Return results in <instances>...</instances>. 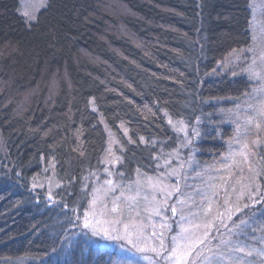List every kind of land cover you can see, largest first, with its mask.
Wrapping results in <instances>:
<instances>
[{"label":"trees","instance_id":"1","mask_svg":"<svg viewBox=\"0 0 264 264\" xmlns=\"http://www.w3.org/2000/svg\"><path fill=\"white\" fill-rule=\"evenodd\" d=\"M21 1L0 0V264H112L76 218L111 136L125 185L181 145L179 122L214 190L234 138L252 144L237 123L255 81L223 67L252 43L250 0H46L32 21ZM253 151L264 169V137ZM244 220L264 236V200Z\"/></svg>","mask_w":264,"mask_h":264},{"label":"rangeland","instance_id":"2","mask_svg":"<svg viewBox=\"0 0 264 264\" xmlns=\"http://www.w3.org/2000/svg\"><path fill=\"white\" fill-rule=\"evenodd\" d=\"M46 0H22L21 7L19 9V13L24 16L27 21H32L36 18L38 11L45 5ZM250 7L252 10V20L250 31L252 35V43L248 48L233 52L229 54L224 62L223 67L224 70L229 69L230 67L234 66L236 69H242L245 67L246 64L251 63V57L253 55L252 52H249L248 49L251 47L257 52L264 48V0H250ZM249 62V63H248ZM255 81V85L253 88L252 96H247L244 101L243 112L244 116L248 115L251 110L248 108L249 103H255L258 99L262 98L261 94L256 89L264 86V80L260 79H253ZM181 127L184 128L181 131ZM178 132L181 135L180 143L181 145L177 147L173 152L169 153L162 162L158 165L155 169L156 171L153 174L144 175V176H136L133 180L139 181L145 187V192H142L140 196H136V186L135 184L132 187L124 189V196L120 197V203L124 204L126 202L127 197H135L136 200L139 202L133 203L134 208H143L144 200L143 196L148 195L151 193V189L148 187V182L151 180L153 183L159 178L163 185L167 186L168 191L171 192V196H166L164 193H157V200L160 201V207L162 210V215L157 217L152 212H142L140 217H135L133 213L132 219L137 221H142L145 225L155 224L156 232H160V224L166 223L170 225L173 229L172 232H168L164 229V235L166 237L165 243H168V239L171 235H174L176 232L179 231V225L184 224L187 227H190L191 231L196 232L198 235H202L204 232L203 225L209 224L213 219H216L217 210L219 212H224L223 224H227L228 228H232L233 222L238 221V219H244L246 216L247 211H252L256 205L261 203L264 198L259 196L255 197L254 199H247L246 197L237 198L236 193L231 192V186L234 184L236 177H232L231 179L226 176V179L229 181H222L220 186H216L217 190H214V187H210V185H214L213 180L216 176H219L220 173H217L218 170L211 172L212 177H205L203 174H199L198 171L195 170V167H198L195 159V148H194V141L196 139V130L194 128H190L184 122H179L177 124ZM237 130V129H236ZM238 131V130H237ZM242 135L244 134L243 129H240ZM255 132H251L248 136L249 138L252 136L251 142L254 140L259 141L264 135H260L259 138L256 136L253 138ZM258 138V139H257ZM191 143H188V141ZM117 145V139L114 136H111L109 151L107 152L106 162L107 167L104 172L101 181L99 178H96L93 181V187H100L103 185L105 179H112L113 183L116 184V180H114V175L111 171L113 165L117 164L118 161V154L115 153V147ZM252 147V144L249 145ZM241 148V145H237L235 147V151L231 153H236ZM117 152V151H116ZM117 154V155H115ZM116 158V159H115ZM237 160L240 159L239 156L236 157ZM252 160V157H250ZM215 170V169H213ZM178 173L179 175H172L171 173ZM215 173V175H213ZM249 173L247 172V176ZM234 176V175H233ZM130 183V182H129ZM243 183H247L245 180ZM254 183L259 185V191L264 192V190L260 187V183L254 181ZM128 184V183H127ZM180 186V193H176L172 190L173 185ZM125 184H121L123 187ZM224 187L229 188V192L225 194ZM239 187V186H237ZM214 190L218 196L212 199L213 203V211L212 213L207 214V216L202 212L200 207H197L198 204H201V197L198 194L202 192L205 196H211V190ZM245 193H247V189H244ZM120 189H117L115 195H119ZM213 192V191H212ZM193 197L196 200V204L192 203V200L189 197ZM231 197L229 203L225 204L223 207L220 206L219 201H223ZM184 200V204L176 203L177 199ZM167 199V203H164V200ZM245 204L248 206L245 207ZM170 206L177 207V215L172 217L170 211L165 212L164 209ZM98 209L101 205L98 203L96 206ZM227 209V211H226ZM231 213V220L228 219V214ZM91 216V213H89ZM181 215L184 217H188L189 220L192 221L193 224L201 225V228L194 229L191 228L190 225L185 220L181 219ZM79 216V215H77ZM117 217L115 213H108L104 214H97L95 217V221L98 223L93 224V228H84L83 218L79 219L78 226L79 228H84L90 231L94 236H98L104 244H107L112 249H115L117 254L114 262L112 264H159V256L151 251V247L153 246V241L148 240L146 242H141V238L137 236L135 232L129 231L125 233L123 228V224L120 225H112L110 222ZM124 222L129 221V217L125 215L122 217ZM173 221H176L175 223ZM249 228L246 229L248 232V237L252 241L249 246H257V247H264V244L258 243L261 240H264V236H261V229L254 228V224L252 221L248 222ZM216 224L219 226V232H216V229L213 227L208 228V232L216 233V238L212 239L209 236L206 240V245H200L199 247L204 248L205 253H207L208 249L211 248L214 252H219L220 248L218 247V241L221 239L227 238L229 235L228 228L223 227L220 223L219 219H216ZM108 230L107 232L105 230ZM252 229H256V231H252ZM151 229H146L144 235L148 236ZM232 239H235V236H232ZM132 241L131 243L129 241ZM255 241L257 243L255 244ZM243 256V254H236L228 255L226 254L223 257L217 256L214 258L212 264H233L234 259H238L239 257ZM253 259V258H249ZM255 264H259V258H254Z\"/></svg>","mask_w":264,"mask_h":264},{"label":"snow or ice","instance_id":"3","mask_svg":"<svg viewBox=\"0 0 264 264\" xmlns=\"http://www.w3.org/2000/svg\"><path fill=\"white\" fill-rule=\"evenodd\" d=\"M249 52H252L253 55L251 57V63L247 68H242L241 72L248 73L250 79H260L264 80V48L259 50L258 52L253 48L248 49ZM233 76L237 75V72H232ZM261 94L260 99H258L255 103H249L248 108L251 112L246 115L243 124L237 123L238 131L243 129L245 135L248 134L250 130L254 131L256 136L259 138L260 135H264V86L256 89ZM245 95L252 96V93H245ZM171 123V120H169ZM184 130L183 127L180 129ZM199 135V133H196ZM143 139V138H141ZM237 144L241 145V148L236 153H229L227 157L224 158L225 163L223 164V168L228 169V178L231 179L235 174L236 179L234 184L231 186V192L237 194V198L246 197L247 199H254L259 196L264 198V192L259 191V185L254 183L257 179H264V169H258V166L255 164L254 159L250 160V157L255 158L257 153L253 151V149L257 146L258 140H254L252 142V147L249 146V143L246 140H242L240 138H234ZM188 143H191L189 140ZM237 156L240 157L237 160ZM260 160L264 161V151L260 154ZM247 169L249 175L245 177L243 173ZM137 173H139V169H137ZM172 175H179L178 173H171ZM117 176L120 181L125 179V175L123 172H118ZM131 179L130 177L128 178ZM221 179H224L221 177ZM73 178L69 177V183L71 184ZM247 181V183H243V181ZM136 186V196H140L142 192H145V187L139 181L131 180L130 183L124 185L123 187L118 182L116 184L113 183L112 179H105L103 185L100 187H93L90 194H86V198L84 203L81 205L82 209L84 206H87L86 210H82L81 214L77 216V220L83 218L84 228H93L94 223H98L95 221V217L97 214H108L115 213L117 217L113 219L110 223L112 225H120L123 224V228L125 233L129 231L135 232L138 237L141 238V242H146L148 240L153 241V246L151 247V251L156 253L159 256V264H212L215 257L220 256L223 257L226 254L232 255L243 254V256L238 259L233 260V264H255L254 258H259V264H264V247L257 246H249L252 241L248 237V232L246 231L249 228L248 221L244 219H238V221L233 222L232 228H228L227 224H223V218L225 213L219 212L217 210L216 219L220 220V223L223 227L228 228L229 235L225 239H221L218 241V247L220 248L219 252H214L211 248L208 249L207 253H205L204 248L199 247L200 245H206V240L209 236L212 239L216 238V233L208 232V228L211 226L216 229V232H219V226L216 224V219H213L209 224H204V232L202 235H198L196 232L191 231L190 227L185 226L184 224L179 225V231L174 235H171L168 239V243H165V235L164 229L168 232H172L173 229L170 225L166 223L160 224L161 231L156 232L155 224L145 225L142 221H137L132 219L133 213L135 217H140L142 212H152L155 216L159 217L162 215V210L160 207V201L157 200V193H164L166 196H171V192L168 191L167 186L163 185L162 181L157 178L155 183L151 180L148 182V187L151 189V193L143 196L144 206L143 208H134L133 203H139L135 197H127L126 202L124 204L120 203V197L124 196V189L131 188L132 185ZM239 186V187H237ZM172 190L176 193H180V186L173 185L171 186ZM210 187H215L214 185H210ZM120 189L119 195H115L117 189ZM244 189H247V193H245ZM224 192L227 194L229 192L228 187H224ZM198 194L201 197V204H198L197 207H200L202 212L207 216V214L212 213L213 211V203L212 199L216 198L218 194L213 191L211 196H205L202 192L198 191ZM87 195L91 196V199H87ZM192 200L193 204H196V200L193 197H189ZM231 197L228 199L219 201L221 207L225 204L229 203ZM100 204L101 207L98 209L96 206ZM164 203H167V199L164 200ZM176 203L184 204L185 201L181 199H177ZM63 206V205H62ZM248 205L245 204V207ZM165 212L170 211L172 217L177 215V207L170 206L164 209ZM227 211V209H226ZM91 213V216L89 215ZM127 215L129 217L128 222H124L122 217ZM181 219L185 220L191 228L199 229L201 225L193 224L188 217H184L181 215ZM228 219L231 220V213L228 214ZM174 223L176 221H173ZM146 229H151L148 236H145L144 233ZM95 231V229L93 228ZM108 231L107 229L105 230ZM252 231H256V229H252ZM232 236H235V239H232ZM132 242L131 240L129 241ZM258 243L264 244V240L259 241ZM253 258V259H249Z\"/></svg>","mask_w":264,"mask_h":264}]
</instances>
